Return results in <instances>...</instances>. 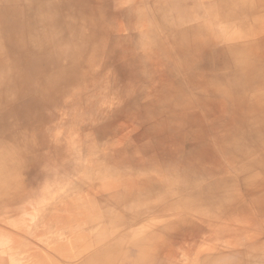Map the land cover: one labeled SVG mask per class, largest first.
Masks as SVG:
<instances>
[{"label": "bare ground", "instance_id": "1", "mask_svg": "<svg viewBox=\"0 0 264 264\" xmlns=\"http://www.w3.org/2000/svg\"><path fill=\"white\" fill-rule=\"evenodd\" d=\"M57 1L42 0L36 7L44 8L46 2L54 6ZM61 2L64 18L77 14L85 19L72 22L73 34L64 38L66 46L76 43V52L71 54L67 47L66 58L54 56L49 65L62 73L67 70V74L86 71L84 82L89 64H95L91 57L103 45L104 36L98 37V31L148 27L129 36L130 43L121 52V70L127 77L118 87L122 90L121 106L117 103L104 118L101 135L95 133L94 126L101 119L89 123L88 117L83 121L80 116L87 102L77 87L84 89L94 83H76L77 87L59 92L63 99L59 102L79 125L77 129L63 126L60 120L56 126H46L56 137L49 139V155L63 161L46 164L44 172L61 180L49 183L50 177L36 188L31 182L6 183L0 190V201H9L0 204V264H264V153L260 160L245 166L249 160L246 154H255V150H248L244 157L234 151L241 144L246 147V140L239 144L237 136L229 146L235 147L229 152L237 157L223 159L220 152L224 147L214 134L238 123L239 117L227 116L226 108L211 104L212 99L232 94L225 84L213 89L216 81L232 83L228 67L240 76L262 68L255 81L245 83H264V47L258 46L264 45V0ZM17 3L0 0V63L8 60L10 70L19 65L11 47L21 39L16 30L23 22L17 17L7 25L3 19L8 7ZM116 10L122 19L104 20ZM67 23L71 29V21ZM111 39L114 47L123 40ZM214 45L217 58L210 53ZM76 54L79 59H72ZM65 60L72 65H63ZM216 62L222 73L212 81ZM19 99L13 97L2 105L0 101V115ZM193 106L198 111L189 113ZM187 119L189 128L203 124L209 140L197 147L184 143ZM86 121L93 127H85ZM31 127L38 131L37 125ZM65 130V139L57 141V135H64ZM101 136L103 142L98 143ZM244 138L242 134L240 139ZM88 144L91 147L86 149ZM3 159L0 153V173ZM257 163L261 165L257 167ZM136 169H140L137 174ZM106 180L119 183L106 189ZM37 190L47 193L39 197ZM153 191L161 197L148 205L145 197ZM30 194L37 198L32 204L25 203ZM254 196L263 200L252 202ZM28 209L40 212L33 214ZM162 224L159 235L146 234ZM134 241L151 251L130 246ZM247 242L250 247H244Z\"/></svg>", "mask_w": 264, "mask_h": 264}, {"label": "rangeland", "instance_id": "2", "mask_svg": "<svg viewBox=\"0 0 264 264\" xmlns=\"http://www.w3.org/2000/svg\"><path fill=\"white\" fill-rule=\"evenodd\" d=\"M17 1L19 2L17 3V5L8 7V13H6L7 16L5 19H3V21L7 23V25L10 24V21L17 19V17L23 23L19 25L16 30L21 39L11 47V50H13L16 54V62L17 64H19L17 69L10 70L7 64L8 60H4V63H0L1 105L3 103L5 104L11 101L13 97L20 98L16 106L9 107L0 115V134H2L0 142V153L4 156L2 163L4 170H2L0 173V190H3L6 187V183H17L19 185L26 182H31L33 183V185H35L34 187L36 188L39 186V182L41 181L49 182V178L51 176L46 175L47 172H44L46 170V164H49L50 162L56 164L63 161L62 159L59 160L58 157L49 155L48 149H52L50 146V140H54L56 137L55 135H50L48 133L46 126H56L57 121L61 120L64 122L63 126H74L73 128L76 129L79 127V125L74 124L73 120H75V117L73 118V115L70 116V114H68L67 107L63 106V104L61 103L63 99H61L59 92L63 91L64 89L67 90L70 88H74L76 86V83H87L88 85L90 83H94L85 87L84 89L81 86H76L79 91L81 89V92L84 93L83 95L86 97L85 102H87V105L84 106V114H82L84 116H80L83 118V121H85L88 117L89 123L92 121V119H101L97 126L94 124H89L87 121L84 123L85 127L92 128L94 125L97 128L95 133L98 136L104 132L106 123L104 121V118H106L109 112L111 113L112 108L116 107L117 103H120L119 105L117 104V107L121 106L120 98L122 97V90L118 87L121 83H125L124 79L126 77H123L124 75L121 70V52L123 53V51L125 50V46L128 44V42L130 43L129 38L133 36V34L137 32H143L148 27L144 24L137 31H134L129 27L127 29L112 30L108 33H102L98 31V37L100 35L104 36L102 43L103 45L100 46L98 50L95 51L94 56L91 57L95 64H92L93 62L89 64V68L87 69L86 73V81L84 82L86 71H82L80 69V71L78 72L70 71L69 74H67V70H63V74L49 64L53 61L54 56H57L60 60L61 58L63 60L66 58L68 50L67 47L69 46H66L64 38H66V36H70V33L74 31L75 26L73 23L76 24V22L80 18L82 21L85 18L77 14H73L70 17L64 18V11L63 9H61V5L63 3L61 2V0L56 2L57 5L53 4L54 6H51L49 2H46L45 5H47L44 8L36 7L37 4L43 3L42 0H39L37 2H33V0ZM157 3L159 2L157 1ZM81 4L83 6L87 5L86 3L82 2ZM128 4L131 6L132 2H129ZM54 10L56 11V13ZM116 13L117 10L113 13V16L112 14L105 15L104 20H106V18L109 19V17L110 19H113V17H115V19L117 18V20L123 18H121L120 16L118 18V15ZM56 14L58 20L55 19ZM43 17H45L44 20ZM67 20L71 21V29L67 23ZM245 28L246 30L243 31L247 32L248 29L247 27ZM76 30L78 29L76 28ZM84 32L87 31L83 30L82 33ZM111 37H114L115 39L117 37L123 40L118 39L121 41V43L119 44V46L114 47ZM69 44V51L71 52V54H73V52H76L77 49L74 47L76 43L74 41H71ZM215 45L212 46L210 50L213 58H217ZM258 46H260V48L264 47L263 44H259ZM0 50H2V48H0ZM97 51L99 52L97 53ZM114 55H116L117 58ZM228 55L229 57L233 58V53H231L230 51ZM23 56H26V59L24 61L22 59ZM79 57L80 55L76 54L71 58L78 60ZM66 63L67 65L69 64V62L65 60L63 62V65H65ZM91 65L93 66L91 67ZM212 66L213 69H211V71L213 70V72L211 73L210 78L213 81L214 79H217L216 74H221L222 71H217V62L215 63V67L214 63ZM228 68L226 69V73L230 81L233 82L234 80L240 78V75L235 69ZM22 70H24L25 72H23ZM36 70H38L39 73H36ZM254 70L259 71L260 69ZM254 72L255 71L252 70V72L242 74L241 77H244V82L253 79L255 74ZM129 78L131 77L129 76ZM129 82L133 83L131 81ZM214 83H217V81ZM165 95L170 96L168 93H166ZM172 97V99H175L174 96ZM60 100L61 102H59ZM77 104L75 105L77 106ZM60 108L62 109L60 110ZM59 111H61V114H63V116H60ZM33 125L38 126V131H36V128L31 127ZM185 127V130L189 128L188 119L185 122ZM69 128L68 130H70ZM41 131H44L46 135ZM67 133L68 131L65 130L64 135H57L56 140L61 141V139H65ZM102 142L103 136H101L98 143ZM90 147L91 146L88 144L85 148L89 149ZM220 154L223 155L225 153L220 152ZM223 159L227 158L224 157ZM240 168L241 166L239 167V169ZM167 169L168 168H166V170ZM137 172L139 173L140 169H136V174ZM51 178L52 179H50L49 183L54 182L57 184L61 180L56 176ZM212 179H215V177H212ZM208 180H211V178H209ZM139 181L144 180L140 179ZM118 183L119 182L116 180H106L104 183V187L108 189L112 185ZM50 185L51 184H49V188ZM36 193L39 197H44L45 195L41 194H46L47 192H44V190H37ZM36 195L30 194L29 197L26 196L25 199L27 197L28 199L25 201V203L32 204L33 200L37 198ZM51 197L52 196L50 195V198ZM125 197L127 198V196ZM160 197V192L157 193L156 191H153L150 192L149 195L145 198L148 200V205H153L156 204V201H158ZM250 199L252 202H260L261 200H263L261 196H254ZM7 203H9L7 199H2L0 201V204ZM47 203H50V201H47ZM28 210L31 213L33 212V214H38V212H40L39 210L35 211L34 209ZM33 221L30 220L29 223H32ZM163 226L165 225L162 224L158 227H155L151 232H148L146 234L152 235L151 237L159 235L160 229L162 230ZM253 230L259 232L258 229ZM134 236L137 238V235ZM140 245L141 244L137 245V241L130 243V246H133L139 251H151L148 246L144 247L143 245L141 247ZM250 245L251 244L247 242L244 244V247H250ZM179 254H182L181 251H179ZM250 258H252V255H250Z\"/></svg>", "mask_w": 264, "mask_h": 264}, {"label": "crops", "instance_id": "3", "mask_svg": "<svg viewBox=\"0 0 264 264\" xmlns=\"http://www.w3.org/2000/svg\"><path fill=\"white\" fill-rule=\"evenodd\" d=\"M249 54H251V52H249ZM257 72L258 70H255L254 77L250 81H255V75L258 76ZM239 77V79L234 80L232 83H216L215 85L213 84V89L219 86H224V84L227 85V87L231 89L232 94H224L221 97V100L212 99L211 104L214 105L218 103L222 105L228 110L227 116L239 117V119L236 120L238 121V123H231L225 128L223 127L216 130L217 135L214 134V139L217 142L221 140L220 142L222 144H220V146L224 147V157L228 159H233V156H235V158L237 157L235 153L229 152L231 149L235 148L231 147L229 149V146L232 145V142H230V140L233 137L237 136L239 138V144L246 140V147H243V144H241L239 145L238 149L235 148L234 151L237 150L239 153H241L240 155L243 154L242 156L244 157L245 153L248 150H255V154H252V152H248L246 154V156L249 157V160L245 163V166L249 167L253 164L252 162H254V160H260L264 153V83H245L246 81L244 82V77ZM193 89L197 90V88ZM189 110V113H195L196 111H198V107L193 106ZM231 117L225 116V118ZM207 124L210 125V122ZM205 132L206 127L203 124L201 126L188 128L184 133V143L190 146L195 145V147H197L196 145H198L199 143L209 140ZM242 134L245 137L244 139H240ZM228 142L230 143L228 144ZM260 165L261 163H257V167ZM254 167L256 168V164H254Z\"/></svg>", "mask_w": 264, "mask_h": 264}]
</instances>
